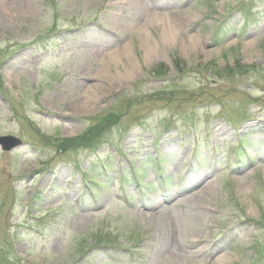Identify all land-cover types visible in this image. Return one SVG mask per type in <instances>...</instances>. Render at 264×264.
I'll use <instances>...</instances> for the list:
<instances>
[{"label":"rangeland","instance_id":"1","mask_svg":"<svg viewBox=\"0 0 264 264\" xmlns=\"http://www.w3.org/2000/svg\"><path fill=\"white\" fill-rule=\"evenodd\" d=\"M30 2L0 19V136L23 143L0 147V264H171L170 234L185 264H264V0ZM151 13L179 30L160 62L113 21L156 44Z\"/></svg>","mask_w":264,"mask_h":264},{"label":"bare ground","instance_id":"2","mask_svg":"<svg viewBox=\"0 0 264 264\" xmlns=\"http://www.w3.org/2000/svg\"><path fill=\"white\" fill-rule=\"evenodd\" d=\"M145 1L146 0H121L122 2V6L124 7H133L135 6L136 8H138V10L140 11L143 7L145 6ZM147 8V7H146ZM132 9V8H131ZM34 12V6L32 4V2H30V0H0V19H4V18H10V17H18V16H24L26 14H32ZM121 17V16H120ZM118 16V18H115L113 21L115 25L117 26H122V25H126L127 27H130L132 29H136L137 32H139L140 37L142 38V45L145 47L146 52H148L150 55H157V59L159 60V62L162 60L160 55L162 54L161 50H164L166 47L170 46V44L176 42L179 30H177L173 24L175 23V15H173L172 13L169 14H155V13H151L149 16H146L145 19H148V23H150L151 21H156V22H160V24L162 25V27L164 28V30L162 31L161 34H159V38H157V43H153V41L151 40L150 36H144L143 34V25L145 24L143 23L141 16L139 14H137L134 18V20H130L125 22V20H123L122 18H120ZM148 17V18H147ZM142 22V23H141ZM126 23V24H124ZM130 45L126 44L122 47H119L115 50H113L112 52L108 53L109 57L108 59H106V61H104L103 64H106V66H110V65H114V64H118L122 59L125 58H129V54H130ZM158 62V63H159ZM125 74H127V78H131L133 72L129 71L126 72ZM79 104H76V108L77 110H80L82 108H88L89 107V103L88 100H85L83 102H79ZM198 177L197 182H194L193 185L199 183H202L201 179L204 177H206V175H196ZM212 184H206L202 187H200V189L195 190L192 193L189 194H184L183 196L184 200H188V202H192L197 204V202H200L202 200H205V196L212 193ZM181 191V190H180ZM182 197V196H181ZM185 201V202H186ZM157 207V206H155ZM161 212H164V209L162 210L161 208H158L150 214V218L155 215H160ZM144 216V215H142ZM145 217V216H144ZM175 231V230H174ZM179 241L176 238V235L173 236L172 234H170L168 241L165 244V247L168 248V250H170V252L168 254H166V259L171 261V264H185L187 262H185V253L183 252V249L179 246ZM222 260L220 259V261H218L219 264H221Z\"/></svg>","mask_w":264,"mask_h":264},{"label":"water","instance_id":"3","mask_svg":"<svg viewBox=\"0 0 264 264\" xmlns=\"http://www.w3.org/2000/svg\"><path fill=\"white\" fill-rule=\"evenodd\" d=\"M22 145L19 138L11 135L0 136V146L3 150L10 151Z\"/></svg>","mask_w":264,"mask_h":264}]
</instances>
